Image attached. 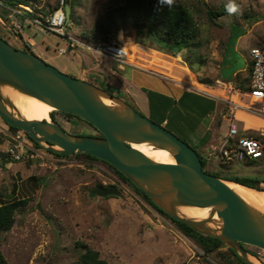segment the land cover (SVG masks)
<instances>
[{"label":"rangeland","instance_id":"1","mask_svg":"<svg viewBox=\"0 0 264 264\" xmlns=\"http://www.w3.org/2000/svg\"><path fill=\"white\" fill-rule=\"evenodd\" d=\"M60 1L34 0L32 4L39 12H51ZM66 1L72 3L74 15L67 24V32L74 37L84 38L109 7L124 0ZM205 1L215 8L229 3V0ZM234 2L240 8L238 14L220 17L216 20V25L201 19V38L205 42L202 52L206 62L204 65L200 64V70L196 74L183 61L184 53L172 56L165 53L166 49L159 51V48L163 49V45L157 44L150 37L136 36L133 30H129L126 36L118 33L117 37L125 40V46L131 54L130 61L140 71L158 76L165 82L178 78L198 90L203 84L202 79H210L214 83L205 85L215 87L216 90L221 89L220 92L224 89L226 96L230 97L236 89L234 73L246 67L245 52L251 47L264 50V0ZM21 7L28 10L27 6ZM11 13L0 0V36L14 47L20 48L17 35L7 28L13 26L14 18L10 17ZM20 20L24 25L20 34L25 41L28 37H33L42 48L41 43L45 40L51 49L58 42L64 44L65 39L59 35L42 28V31L38 30L33 24L29 28L25 19ZM39 47L34 53L43 60L46 56L40 53ZM78 54L101 62L102 65L109 63L104 57L84 47L79 48ZM57 55L60 56L58 53ZM68 57L61 56L57 60L44 61L63 72L61 62ZM193 67L198 70L199 64H193ZM246 73L250 79L249 70ZM217 79L229 85L216 83ZM86 80L98 85L102 81L96 77ZM130 81H127L128 88L118 84L122 90L117 91L139 112L152 117L148 112L151 104L147 102V95ZM237 96L238 100H235L240 106L248 105L253 109L257 107L247 94ZM227 109L228 117L230 114L234 115L232 104H227ZM55 118L57 124L73 135L100 136L87 122L69 120L59 115ZM232 119L243 133L255 135L263 128L262 119L256 115L239 111L231 116L230 120ZM48 120H53L51 115ZM229 123V120L224 122L222 133L227 130ZM7 126L0 117V188L7 195H11L15 188L13 199H30V203L17 213L12 230L0 237V250L9 264H69L76 261L83 252L79 244L98 251L101 258L110 264H243L228 248L205 254L170 219L104 163L86 161L75 155L67 158L49 155L44 159L13 161L6 154L11 141L3 133ZM215 128L217 132V126ZM9 132L16 135L19 131L9 127ZM215 146L213 144L211 148ZM191 147L204 158L208 154H212L214 160L217 158V154L211 152V149L203 151ZM226 166L230 167L232 175L239 174L264 181V168L260 162L252 166L247 162L230 163ZM98 186H115L120 190V195L111 198L94 196L92 190ZM247 249L258 253L255 247L247 246ZM261 257L262 260L259 261L264 264V255Z\"/></svg>","mask_w":264,"mask_h":264},{"label":"water","instance_id":"2","mask_svg":"<svg viewBox=\"0 0 264 264\" xmlns=\"http://www.w3.org/2000/svg\"><path fill=\"white\" fill-rule=\"evenodd\" d=\"M65 13L69 22L70 5L65 7ZM7 28L18 37L11 27ZM6 88L40 100L53 108V113L78 117L92 125L102 137L73 135L54 120H27L3 93ZM105 101H110L111 105ZM0 117L53 153L88 154L107 162L169 217L201 235L218 239L221 244L215 251L228 248L234 250L244 264H255L251 258L260 262L247 246L264 252V213L227 186V182H236L206 173L195 149L124 99L60 71L28 46L19 49L1 37ZM134 145L167 151L176 167L149 158ZM92 194L101 198L117 197L120 190L115 186H98ZM181 207L209 209V216L191 219L180 213Z\"/></svg>","mask_w":264,"mask_h":264},{"label":"trees","instance_id":"3","mask_svg":"<svg viewBox=\"0 0 264 264\" xmlns=\"http://www.w3.org/2000/svg\"><path fill=\"white\" fill-rule=\"evenodd\" d=\"M1 1H2V5L5 6L6 8H13V7L17 8L20 7L21 5L29 7L34 11V13H30V16L34 18L38 17L37 13H41L43 16L48 17L57 9L56 8L54 11L51 12H39V10H36L32 4V1L34 0H1ZM67 3L68 5L71 6V19H72L74 16L73 6L71 2H67ZM225 15H228L226 11V5L215 8L205 0H175V4L171 8H169L166 5H161L160 0H124L118 5L109 7L105 11L104 15L94 24L93 28L90 30V33L88 35H85V38L91 41L92 43H95V45L101 43H109L118 36V33H123V35L126 36L129 30H133L135 31L136 36L150 37L157 44L158 43L162 44L163 49L159 48L158 49L159 51L166 49L167 51L165 53L172 56H177V54L184 53L183 61L189 65V68L192 71V73L196 74L197 71L200 70V64L204 65L206 62V57L202 52V50L205 47V42L201 38L202 35L201 21L205 19V21L208 22L209 24L216 25V20ZM199 19H200V24H199ZM58 49L55 50L56 53H58L57 52ZM225 62H226V58L224 59L223 63L225 64ZM193 64H199L198 70L193 67ZM251 72H252V62H250V67H249L250 76H251ZM249 81H250L249 77L243 80L238 77V79L235 81L237 82L236 87L243 94H247L248 91L250 90ZM100 82H101L100 85L96 83H92V84L100 88H103L112 95L125 99L120 91H117L115 88L106 84L105 82L102 81ZM201 83L212 85L214 82L210 79H202ZM144 91L147 93L150 104L152 105V117H150L151 120H153L159 125H162L163 121L167 119L166 116H167L168 108H166V106H164L163 104L157 103V99L152 95V92L147 90ZM153 110L155 114H153ZM55 114L56 113L53 112L51 113L54 122H56ZM62 115L64 117H67L69 120L83 121L78 117L70 114H62ZM157 120H161V121L159 122ZM10 128L14 131L19 130L11 126ZM165 128L170 130V128L167 126H165ZM100 137H102V135H100ZM180 138L181 140H184V142H187L184 138L182 137ZM56 155L59 157H70L62 154H56ZM199 156L202 160L203 170L206 173L214 175L216 177H219L227 181L239 183L241 185L256 189L258 191H264V188L261 187V183L264 182L263 180L259 178L249 177L239 174L232 175L230 172L231 170L230 167L223 165L219 161L218 157L216 158V160H214L213 157L209 156V154L207 155V158H204L200 154ZM75 157L83 158L86 161H90V162L104 163L107 166H109L124 182L132 186L141 196H143L147 200V202H149L165 217L170 219L186 237L192 239L205 252V254H208L209 252H214L215 249L219 247V245L221 244V242L218 239L201 235L195 230L189 228L187 225L175 221L174 219L169 217L167 214L161 211L146 196V194L143 191H141L136 186H134L129 179H127L116 168H114L107 162L88 154H76ZM5 160H6V155H5ZM247 163L249 166H252L255 165L257 162L248 161ZM2 168H4V166H2ZM15 194H16L15 188L13 189L11 195H7L6 192H4L0 188V237L2 234L12 230V228L16 223L17 213L22 211V209L25 208L30 203V199H20V200L16 198L13 199ZM111 197L114 196H110L108 198ZM79 245H81L80 247L83 249V252L76 261L69 264H110L108 261L101 258V255L98 251L90 248L85 244H79ZM229 251L233 256H235L239 261L243 263L241 258L237 255V253L234 250L229 249ZM248 251L252 255H254L252 251L250 250ZM0 264H9V262L7 261L1 250H0Z\"/></svg>","mask_w":264,"mask_h":264},{"label":"crops","instance_id":"4","mask_svg":"<svg viewBox=\"0 0 264 264\" xmlns=\"http://www.w3.org/2000/svg\"><path fill=\"white\" fill-rule=\"evenodd\" d=\"M26 24L29 28L32 25L28 21H26ZM34 27L42 31L41 27L39 28L37 25ZM18 37L16 39H19L21 43L19 49H21L23 45H26L33 53L36 52L35 50L39 46L33 37H28L27 41L24 40L21 34H19ZM81 40L85 42V45L93 46L92 42L87 40L85 37L81 38ZM114 40L124 46L126 44L125 40L122 41L119 37H116ZM41 46L42 48L39 47V51L46 56L43 60H57L61 56H58L55 50L65 47L66 41L64 44H60L58 42L56 47L51 49L50 45H46L45 40H43ZM79 48L80 47L67 53L66 55H63L69 56L67 60L61 62L63 72L83 80L92 77L101 78L102 82H105L120 91L122 89L118 84H122L125 88H128L127 81L131 80L130 82L133 83L134 87L138 88V90L142 92L144 90L152 92V95L157 99V103L163 104L166 108H168L166 116L167 119L163 121L162 126L169 127L170 131L184 138L189 144H191V146L197 148L198 150L206 151L207 149H211L212 151L213 149L211 147L213 144H216V146L219 145V143L227 136L229 125L231 123H235L233 119L230 120L231 116H235L239 111H242L244 114H252L246 111L245 107H243L241 109L233 110L234 115L230 114L228 117L229 113L227 112V104L237 102L235 98L237 99L239 97L237 95L242 96V92L234 91L235 93L229 97L226 96V91L224 89L220 92L221 89L216 90L215 87L205 84L200 85L201 88L198 90L186 85L178 78H174L173 80L168 79L169 81L165 82L158 76L140 71L136 66H119L107 57L104 58L109 63L102 65L101 62L98 63L89 57H81L78 54ZM252 48L253 47H251L244 54L246 58V67L234 73L235 81L238 77L242 80L247 77L246 72L249 70L251 62L249 54ZM136 68H138V70ZM216 83H220L225 86L229 85L221 82L219 79L216 80ZM234 84L237 86V82H234ZM143 93L147 95L145 91ZM147 102L150 105L148 95ZM148 109V112L152 114V105H150V107L148 106ZM153 114H155L154 110ZM252 115L255 114L253 113ZM226 120H229L230 123L227 126V130L222 133V127L224 126L223 124ZM157 121L160 122L161 120ZM215 126L218 128L217 132Z\"/></svg>","mask_w":264,"mask_h":264},{"label":"built area","instance_id":"5","mask_svg":"<svg viewBox=\"0 0 264 264\" xmlns=\"http://www.w3.org/2000/svg\"><path fill=\"white\" fill-rule=\"evenodd\" d=\"M67 5L68 3L66 0H61L57 9L51 15L45 17L37 13V18L30 16V13H34V11L29 7H26L28 10H24L21 6L17 8H8L12 12L10 17L14 18L12 29L17 34H20V31L24 27L20 19L24 18L30 24L37 25L42 29L57 34L65 39L66 46L59 48L57 51L60 56L66 55L67 53L76 50L78 47H84L100 56L111 59L119 66H134L133 62L130 61L129 50L126 46L114 39L109 43L87 46L81 39L70 35L67 32L68 22L65 13V7ZM249 55L252 62V72L249 81L250 90L248 91L247 96L253 100L257 107L253 109L246 105L245 110L259 116L263 121V128H261L259 133L250 135L248 133H243L236 123H231L227 136L218 146L214 147L211 152L217 154L219 161L223 165L255 161L257 163L260 162L264 168V50L255 47L250 50ZM235 91L241 92L237 87ZM230 104H232L233 110L243 108V106H240L236 102H231ZM8 126L3 133L7 140H11L9 141L10 145L6 150V154L13 161L18 162L37 158L44 159L48 158L49 155H56V153L38 145L28 136V134L21 130H18L19 132L16 135L11 134L9 132L10 126ZM209 156H212V154H209ZM261 187L264 188V182L261 183ZM257 250V254L255 252L253 253L256 258L262 260L261 256L264 255V252L259 249Z\"/></svg>","mask_w":264,"mask_h":264},{"label":"bare ground","instance_id":"6","mask_svg":"<svg viewBox=\"0 0 264 264\" xmlns=\"http://www.w3.org/2000/svg\"><path fill=\"white\" fill-rule=\"evenodd\" d=\"M3 93L14 102L20 114L27 120L45 121L48 120L51 113L54 112L53 108L40 100L22 96L12 89L6 88L3 90ZM105 103L111 105L110 101H105ZM134 147L159 163L176 167L175 160L167 151L155 150L146 145H134ZM227 186L238 193L247 203L264 213V191H257L231 182H227ZM179 211L183 215L196 220L206 219L209 216V209L181 207ZM251 260L255 264H261L255 258H251Z\"/></svg>","mask_w":264,"mask_h":264},{"label":"clouds","instance_id":"7","mask_svg":"<svg viewBox=\"0 0 264 264\" xmlns=\"http://www.w3.org/2000/svg\"><path fill=\"white\" fill-rule=\"evenodd\" d=\"M160 3L161 5H166L171 8L174 6L175 0H160ZM226 11L229 15H236L240 12V8L234 0H229V3L226 5Z\"/></svg>","mask_w":264,"mask_h":264},{"label":"flooded vegetation","instance_id":"8","mask_svg":"<svg viewBox=\"0 0 264 264\" xmlns=\"http://www.w3.org/2000/svg\"><path fill=\"white\" fill-rule=\"evenodd\" d=\"M62 114H63V113H56L55 116H58V115H59V116L64 117ZM105 188H108V187H105Z\"/></svg>","mask_w":264,"mask_h":264}]
</instances>
